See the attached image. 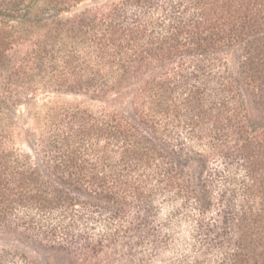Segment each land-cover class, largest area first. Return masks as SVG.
<instances>
[{"label": "trees", "instance_id": "16d2710c", "mask_svg": "<svg viewBox=\"0 0 264 264\" xmlns=\"http://www.w3.org/2000/svg\"><path fill=\"white\" fill-rule=\"evenodd\" d=\"M39 1L0 0V16ZM66 26L52 86L93 104L38 115L33 152L0 135V226L70 264H159L172 244L148 207L177 197L198 219L176 264H264V123L241 86L264 108V0H118ZM0 264L36 263L0 249Z\"/></svg>", "mask_w": 264, "mask_h": 264}, {"label": "rangeland", "instance_id": "374dc122", "mask_svg": "<svg viewBox=\"0 0 264 264\" xmlns=\"http://www.w3.org/2000/svg\"><path fill=\"white\" fill-rule=\"evenodd\" d=\"M115 1L118 0H41L28 11V18L21 21L0 16V135L8 136L9 147L33 152L32 133L38 127L36 117L40 115L43 118L52 106L92 103L89 96L83 93L54 90L51 83L52 78H55L54 68L56 64H62L55 52L63 46L61 34L69 19L87 8ZM19 2L25 8L31 0ZM65 47L69 50V47ZM222 56L234 75L240 78L244 61L242 50L228 49ZM241 86L249 119L255 127H260L264 123L262 102L246 82L243 81ZM198 168L194 167L195 174L199 172ZM189 183L195 181L191 179ZM176 198L161 196L155 207H148L154 216L151 221L163 227V237H170L172 244L159 258V264H176L194 252L190 247L196 243L198 211L191 203L184 205L182 199ZM212 199L217 200L216 193ZM132 208L134 210L135 207ZM207 216L213 217L214 213L211 211ZM0 249L18 251L36 264H70L71 261L66 253L39 247L5 232L2 226Z\"/></svg>", "mask_w": 264, "mask_h": 264}]
</instances>
